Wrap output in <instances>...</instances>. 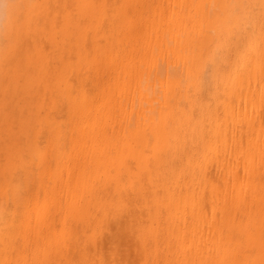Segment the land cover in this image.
Here are the masks:
<instances>
[{"label": "bare ground", "instance_id": "bare-ground-1", "mask_svg": "<svg viewBox=\"0 0 264 264\" xmlns=\"http://www.w3.org/2000/svg\"><path fill=\"white\" fill-rule=\"evenodd\" d=\"M0 264H264V0H12Z\"/></svg>", "mask_w": 264, "mask_h": 264}, {"label": "clouds", "instance_id": "clouds-1", "mask_svg": "<svg viewBox=\"0 0 264 264\" xmlns=\"http://www.w3.org/2000/svg\"><path fill=\"white\" fill-rule=\"evenodd\" d=\"M12 0H0V34L7 33L13 24Z\"/></svg>", "mask_w": 264, "mask_h": 264}]
</instances>
